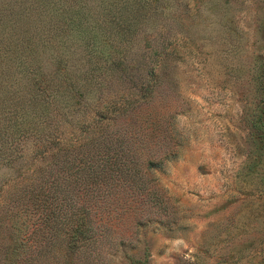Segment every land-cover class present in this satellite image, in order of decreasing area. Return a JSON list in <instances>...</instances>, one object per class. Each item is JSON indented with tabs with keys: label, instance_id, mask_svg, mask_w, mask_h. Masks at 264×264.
Listing matches in <instances>:
<instances>
[{
	"label": "rangeland",
	"instance_id": "1",
	"mask_svg": "<svg viewBox=\"0 0 264 264\" xmlns=\"http://www.w3.org/2000/svg\"><path fill=\"white\" fill-rule=\"evenodd\" d=\"M172 5L188 22L169 19L179 54L151 99L124 120L128 133L143 137L139 155H150L137 171L143 187L106 195L102 256L90 264H264V131L256 128L264 115V0ZM38 49L52 68L48 46ZM132 90L112 81L104 95ZM20 145L17 160L0 157V264H13L30 242L17 197L43 160L31 139Z\"/></svg>",
	"mask_w": 264,
	"mask_h": 264
},
{
	"label": "trees",
	"instance_id": "2",
	"mask_svg": "<svg viewBox=\"0 0 264 264\" xmlns=\"http://www.w3.org/2000/svg\"><path fill=\"white\" fill-rule=\"evenodd\" d=\"M11 3L0 6V157L17 160L20 142L31 139L43 160L17 197L31 220L23 219L30 242L13 264H42L40 252L54 255L55 264H90L102 256L106 195L143 187L137 171L150 160L139 155L143 137L126 131L125 116L151 99L179 54L170 47V20L188 22L172 0ZM38 45L48 46L52 68ZM112 81L137 90L104 95ZM257 117L264 131V115Z\"/></svg>",
	"mask_w": 264,
	"mask_h": 264
}]
</instances>
